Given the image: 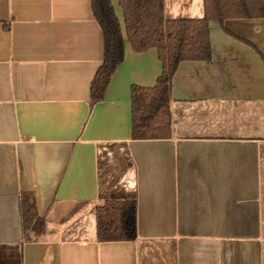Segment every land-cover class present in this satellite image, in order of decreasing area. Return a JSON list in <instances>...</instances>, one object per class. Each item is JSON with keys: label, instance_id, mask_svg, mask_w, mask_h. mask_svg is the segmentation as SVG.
Segmentation results:
<instances>
[{"label": "crops", "instance_id": "crops-1", "mask_svg": "<svg viewBox=\"0 0 264 264\" xmlns=\"http://www.w3.org/2000/svg\"><path fill=\"white\" fill-rule=\"evenodd\" d=\"M163 13L199 19L204 2ZM209 41L208 60L172 77L170 136L133 139L130 88L155 84L156 49L126 42L92 102L104 40L91 0H0V264H264V18L211 21ZM113 199L135 201L132 240L97 239Z\"/></svg>", "mask_w": 264, "mask_h": 264}, {"label": "trees", "instance_id": "trees-1", "mask_svg": "<svg viewBox=\"0 0 264 264\" xmlns=\"http://www.w3.org/2000/svg\"><path fill=\"white\" fill-rule=\"evenodd\" d=\"M199 19L164 17L163 0H91L92 12L103 32L104 52L90 85V100L101 101L110 78L125 55V44L135 52L155 48L161 73L151 87L132 85L131 135L133 139L168 138L171 133V81L183 61H205L211 56L209 23L231 18H264V0H203ZM22 228L42 230L32 193L21 197ZM96 234L101 242L128 241L136 236L134 200H107L96 208Z\"/></svg>", "mask_w": 264, "mask_h": 264}]
</instances>
